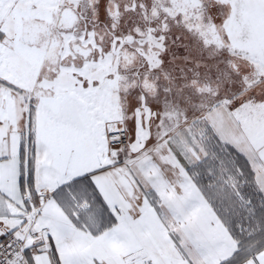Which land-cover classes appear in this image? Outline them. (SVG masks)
<instances>
[{"label":"snow or ice","instance_id":"6c2138e0","mask_svg":"<svg viewBox=\"0 0 264 264\" xmlns=\"http://www.w3.org/2000/svg\"><path fill=\"white\" fill-rule=\"evenodd\" d=\"M0 264H264V0H0Z\"/></svg>","mask_w":264,"mask_h":264}]
</instances>
